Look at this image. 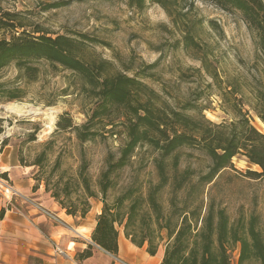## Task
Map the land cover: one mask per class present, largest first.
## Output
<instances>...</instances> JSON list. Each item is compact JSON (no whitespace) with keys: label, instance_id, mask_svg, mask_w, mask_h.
I'll return each mask as SVG.
<instances>
[{"label":"trees","instance_id":"obj_1","mask_svg":"<svg viewBox=\"0 0 264 264\" xmlns=\"http://www.w3.org/2000/svg\"><path fill=\"white\" fill-rule=\"evenodd\" d=\"M125 1L137 10L151 2L163 8L169 16L172 11L179 15L180 9L188 5V0ZM209 1L223 11L240 14L248 28L255 32V43L264 62V2ZM66 4L53 3L46 9ZM23 27L17 14L4 11L0 5V31L9 33V38H0V71L14 64L25 78L34 80L39 71L35 63L41 60L70 71L79 78L80 89L95 101L94 108L80 126L75 125L67 113L60 115L56 131H71L80 144L95 140L99 135L96 125H101V129L110 126L106 132L123 135L117 153L109 152L105 158V169L96 183L98 191L92 188L84 158L75 177L63 183L59 178L53 182L52 188L50 181H53L52 173L59 167L58 161L46 174V179L39 177L45 168L46 152H40L31 163L40 168L36 174L38 177L34 178L36 182L44 181L45 191L66 215L82 220L92 208L91 200L102 203L91 233L95 246L116 255L118 233L122 229L134 246L145 247L150 256L162 249L160 264H233L235 251L236 264H264V233L258 227L257 216L231 222L226 211L216 206L206 192L207 186L221 171L233 167L232 159L237 156L260 169V172L248 171V176L264 178V132H259L251 124L248 110L242 108L245 95L235 97L239 91L228 84V90L221 94L222 108L231 118L214 123L203 115L206 108L195 104L199 99L196 92H192L191 100L169 103L143 82L151 77L144 72L129 76L116 71L108 60L91 59L87 62V47L102 43L97 38L83 33L51 37L39 30L31 35L26 30L18 31ZM180 43L184 49L193 48L200 54L201 68L195 70L196 73L203 70L216 84L221 83L206 51L199 48L190 30L183 34L177 45ZM1 87L0 95L6 100L22 98L20 90H1ZM252 93L249 107L264 124V92L256 90ZM2 122L0 119V134ZM117 128L120 130L115 132ZM1 144L5 146L6 140ZM142 147H147L152 154L156 183L147 181L145 193L135 180L118 189L117 173L131 166L136 151ZM183 148L204 152L211 161L207 171L200 172L190 166L180 169ZM18 161L23 167L30 166L21 157ZM165 191L168 193L167 208L162 201ZM109 193L112 194L111 201L107 200ZM3 214L4 209L0 211V217ZM91 254L92 246L88 245L83 252L77 253L76 258L82 260Z\"/></svg>","mask_w":264,"mask_h":264},{"label":"rangeland","instance_id":"obj_2","mask_svg":"<svg viewBox=\"0 0 264 264\" xmlns=\"http://www.w3.org/2000/svg\"><path fill=\"white\" fill-rule=\"evenodd\" d=\"M59 2L67 4L46 9L49 4ZM0 5L4 11L18 15L24 25L19 32L26 30L33 35V31L39 30L51 37L83 33L97 38L102 43L87 47V62L91 59L108 60L116 71L129 76L144 72L151 77L143 82L162 100L184 102L193 99L191 94L196 92L199 99L195 104L205 107L203 115L214 123L231 118L222 108L221 95L231 84L239 91L235 97L245 95L242 108L248 110L251 124L259 132H264V124L249 107L252 92H264V62L255 43V32L236 11H223L209 0H188L179 15L172 11L171 16L151 2L137 10L129 7L125 0H1ZM187 30L191 31L199 48L206 51L221 83L216 84L203 70L196 73L195 70L201 68L197 50L184 49L181 43L177 45ZM4 37L9 38V33L0 31V38ZM35 66L39 71L34 80L25 78L14 64L0 71L1 90H20L22 95V98L10 101L0 95V119L3 120L0 149L6 151L1 154L0 150V167H5L2 162L7 166L14 164V155L23 158L24 163L30 165L29 175L35 181L34 187L43 185L45 190L44 181L34 179L40 168L31 165L40 152L45 151L47 157L39 176L41 179L47 178L46 174L58 161L59 167L52 173L50 188L59 178L63 183L75 177L84 158L92 188L98 191L96 183L105 169V158L109 152L117 153L123 135L106 132L110 126L101 129V125H96L99 135L95 140L80 144L71 131H56L57 120L64 113L75 125L84 124L95 101L80 89L79 78L70 71L42 60ZM13 106L18 109L12 111L10 107ZM119 130L117 128L115 132ZM31 136L33 140H30ZM3 140H6L5 146L1 144ZM181 153L180 169L190 166L200 172L207 171L211 161L204 152L183 148ZM232 164V168L221 171L207 186L208 197L226 211L231 222L257 216L258 227L264 233V178L252 179L247 174L248 171L260 172V169L241 156L233 158ZM16 165L21 166L19 161ZM6 179L0 174V195L9 199L14 192ZM133 180L141 185L144 193L147 181H157L152 154L147 147L139 148L131 166L117 173V188ZM46 193L51 198L50 193ZM167 199L165 191L164 208L168 207ZM107 200H112L111 193ZM95 201L100 202L91 200V204ZM236 259L237 251L233 253V264Z\"/></svg>","mask_w":264,"mask_h":264},{"label":"crops","instance_id":"obj_3","mask_svg":"<svg viewBox=\"0 0 264 264\" xmlns=\"http://www.w3.org/2000/svg\"><path fill=\"white\" fill-rule=\"evenodd\" d=\"M5 152L2 150L1 154ZM13 161L10 166L2 162L5 167H0V174L7 178L14 192L9 199L0 195V211L4 209L0 217V264H160L162 249L150 256L145 247L134 246L122 229L116 255L95 246L91 233L101 211L100 202H93L86 217L77 221L47 195L43 185L33 188L35 181L29 175L30 169L17 166L15 155ZM52 241L67 250L70 259L54 257ZM88 245L92 246L91 256L78 260L77 253Z\"/></svg>","mask_w":264,"mask_h":264},{"label":"built area","instance_id":"obj_4","mask_svg":"<svg viewBox=\"0 0 264 264\" xmlns=\"http://www.w3.org/2000/svg\"><path fill=\"white\" fill-rule=\"evenodd\" d=\"M10 188V187H9ZM11 189V188H10ZM76 233V232H75ZM53 242V255L54 257H62V258H65V259H70V256L68 255L67 253V250H63L59 244H57L55 241H52Z\"/></svg>","mask_w":264,"mask_h":264},{"label":"bare ground","instance_id":"obj_5","mask_svg":"<svg viewBox=\"0 0 264 264\" xmlns=\"http://www.w3.org/2000/svg\"><path fill=\"white\" fill-rule=\"evenodd\" d=\"M10 109L13 111V110H17L18 108H16V107H10Z\"/></svg>","mask_w":264,"mask_h":264}]
</instances>
